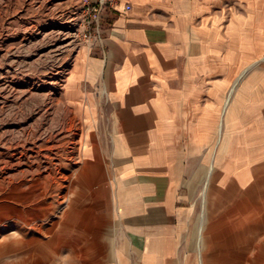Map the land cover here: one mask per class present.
Listing matches in <instances>:
<instances>
[{"label":"crops","instance_id":"0c3cea01","mask_svg":"<svg viewBox=\"0 0 264 264\" xmlns=\"http://www.w3.org/2000/svg\"><path fill=\"white\" fill-rule=\"evenodd\" d=\"M119 10L62 87L82 127L63 239L110 240V264H264V0ZM21 249L0 264H40Z\"/></svg>","mask_w":264,"mask_h":264},{"label":"rangeland","instance_id":"374dc122","mask_svg":"<svg viewBox=\"0 0 264 264\" xmlns=\"http://www.w3.org/2000/svg\"><path fill=\"white\" fill-rule=\"evenodd\" d=\"M96 6L0 0V243L22 247L25 259L40 264L112 262L110 240L74 246L71 232L66 240L62 233L73 226L66 220L82 146L80 120L62 87L78 53L104 51L98 29H109L120 12L104 8L96 21ZM254 64L264 67V57Z\"/></svg>","mask_w":264,"mask_h":264},{"label":"built area","instance_id":"2783aa9c","mask_svg":"<svg viewBox=\"0 0 264 264\" xmlns=\"http://www.w3.org/2000/svg\"><path fill=\"white\" fill-rule=\"evenodd\" d=\"M89 2H91V0H85V4ZM95 2L97 3V6L94 8L97 11L95 13L96 21H99V19L101 18V11H103L104 8L111 7L119 10V5L121 4V0H95ZM124 8L125 9L131 8L129 1L125 2ZM108 30L109 29L107 30L103 29V27H100V29H98V35H99L98 40L101 42V46L103 50H104L103 40L105 39V34L108 32Z\"/></svg>","mask_w":264,"mask_h":264},{"label":"bare ground","instance_id":"6f19581e","mask_svg":"<svg viewBox=\"0 0 264 264\" xmlns=\"http://www.w3.org/2000/svg\"><path fill=\"white\" fill-rule=\"evenodd\" d=\"M68 42H70V41H68ZM67 45V44H66ZM66 48V47H65ZM206 189V188H205Z\"/></svg>","mask_w":264,"mask_h":264}]
</instances>
